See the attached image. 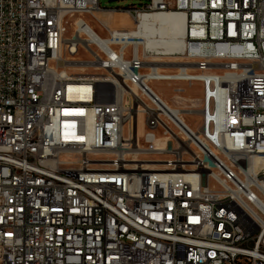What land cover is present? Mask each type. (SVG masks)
I'll return each mask as SVG.
<instances>
[{
    "label": "built area",
    "instance_id": "1",
    "mask_svg": "<svg viewBox=\"0 0 264 264\" xmlns=\"http://www.w3.org/2000/svg\"><path fill=\"white\" fill-rule=\"evenodd\" d=\"M103 1L0 0V264H264V0ZM155 15L180 55L133 36Z\"/></svg>",
    "mask_w": 264,
    "mask_h": 264
},
{
    "label": "bare ground",
    "instance_id": "2",
    "mask_svg": "<svg viewBox=\"0 0 264 264\" xmlns=\"http://www.w3.org/2000/svg\"><path fill=\"white\" fill-rule=\"evenodd\" d=\"M96 16L105 22L111 23L113 27L124 29H131L133 27L131 19L125 14L96 13ZM183 30L184 22L182 19L171 15H155L145 17L139 30L133 33V36L140 39L139 42L144 46L146 52L158 56H177L183 52V43L181 41ZM207 63H211V61H207ZM171 65L172 64L170 63H166L167 67H170ZM154 67L156 68L158 65H155ZM148 80L149 78H144L142 83L149 85L152 91L156 92L152 88V84H148ZM83 88V86H76L77 90H84ZM139 88L140 86L132 87L135 93H137V89ZM176 100L179 102V105H182V103H180V98H177ZM164 101L166 100L164 99ZM181 111L185 112L187 110H185L184 107Z\"/></svg>",
    "mask_w": 264,
    "mask_h": 264
},
{
    "label": "rangeland",
    "instance_id": "3",
    "mask_svg": "<svg viewBox=\"0 0 264 264\" xmlns=\"http://www.w3.org/2000/svg\"><path fill=\"white\" fill-rule=\"evenodd\" d=\"M150 0H105L102 2L101 7L104 9L112 10V9H121V8H128L131 6H137L140 7L144 4L149 3ZM88 21L92 26H94L95 30L102 34L100 27L98 23L93 19L92 17H87ZM82 58H87L85 55L82 54ZM167 60L163 59L162 61H159L160 64L158 67H166V64H164ZM150 63V62H148ZM168 63V62H167ZM155 64L153 61L151 62L152 65ZM171 67H176L174 65H171ZM152 88L157 92L160 93L161 96L170 104L174 105L175 107H187L189 106L188 101H184L183 99H180V103L182 105H179V102L176 100V96H180V98L185 99H200L201 97V86L198 83H195L193 86H189L187 84H170L167 82H154L152 83ZM175 89H183L184 92H175ZM186 120L192 124L194 127L199 126L200 119L195 117H186ZM126 136H128V127L126 129ZM160 146H164V142L159 141ZM156 158V157H155ZM159 159H165V157H158Z\"/></svg>",
    "mask_w": 264,
    "mask_h": 264
}]
</instances>
